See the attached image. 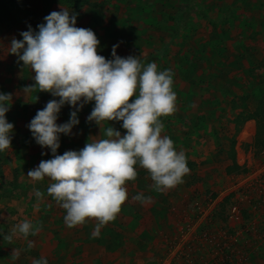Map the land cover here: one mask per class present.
<instances>
[{"label": "crops", "instance_id": "1", "mask_svg": "<svg viewBox=\"0 0 264 264\" xmlns=\"http://www.w3.org/2000/svg\"><path fill=\"white\" fill-rule=\"evenodd\" d=\"M9 1L11 11L0 19V77L12 75L13 82L5 81L9 77L3 79L0 93L14 95L10 120L6 117L14 129L11 147L0 151V233L8 234L24 220L43 227L38 235L25 240L18 234L11 243L0 235V264H32L42 257L48 264H112L109 258L115 249L102 232L104 228L96 238L92 236L95 220L67 228L63 219L66 211L47 194L52 181L46 177L33 182L27 176L41 160L52 158L51 150L36 143L27 125L49 100L59 98L47 92L24 93L26 86L34 85L35 73L17 67L23 62L10 54L11 40H22L20 33L29 26L39 31L45 16L65 8L76 15V27L95 32L100 41L99 55L112 59L113 45H119L116 53L120 57L138 56L144 65L155 62L159 71L171 70L176 109L161 118L163 132L181 145L189 146L196 139L195 152L201 160L196 165L202 172L225 162L219 159L224 152L209 149L211 141L221 142L230 134L242 136L248 123L253 130L250 136L255 137L254 120H245L243 115L245 107L254 105L245 99V80L264 82V0H20L25 6L23 14L17 0ZM94 105V101L85 104L77 113L79 124L70 134H60L58 155L106 139L103 129L107 127L126 134L122 121H105L101 128L95 121L89 122ZM73 110L68 104L62 106L57 124L68 122ZM233 148L239 164L240 147ZM205 165L208 167L201 168ZM136 170V180L128 185L129 194L134 196L137 187L151 186L139 165ZM195 180L205 184L213 178L206 172L197 173ZM34 188L44 193L42 201L37 200ZM152 190L146 197L153 196ZM28 240L34 242L30 250ZM13 249L20 250L17 260L11 257Z\"/></svg>", "mask_w": 264, "mask_h": 264}, {"label": "clouds", "instance_id": "2", "mask_svg": "<svg viewBox=\"0 0 264 264\" xmlns=\"http://www.w3.org/2000/svg\"><path fill=\"white\" fill-rule=\"evenodd\" d=\"M44 20L39 31L29 26L20 33L22 40L13 38L9 46L10 54L35 73L34 85L26 86L24 93L47 92L59 98L49 100L27 125L36 143L52 153L51 159L41 160L27 176L33 182L49 178L52 183L47 194L66 211V227L95 220L92 236L96 238L121 212L128 199L126 184L136 180L137 165L149 173L151 188L161 193L181 183L189 172L185 154L176 150L169 136L162 135L161 118L176 109L173 73L159 71L155 62L144 65L138 56H118L119 45H113L112 59L99 55L95 32L76 27V15L65 8L52 11ZM11 101V93H0V151L11 147L14 125L6 119ZM92 101L95 105L87 117L89 122L95 121L101 128L105 121H122L126 134L107 127L103 129L106 139L58 155L60 134L71 133L79 124L77 113ZM65 104L74 110L68 122L57 124ZM33 192L38 201L43 200V192L35 188ZM132 199L141 204L151 201L142 193ZM42 227L24 220L0 235L9 243L18 234L27 240L38 235ZM33 247L34 242L28 240L27 248ZM19 256L20 250L13 249L12 259ZM32 264H48V260L42 257Z\"/></svg>", "mask_w": 264, "mask_h": 264}, {"label": "rangeland", "instance_id": "3", "mask_svg": "<svg viewBox=\"0 0 264 264\" xmlns=\"http://www.w3.org/2000/svg\"><path fill=\"white\" fill-rule=\"evenodd\" d=\"M7 4L11 6L9 0H0V19L11 11ZM16 4L23 14V3L17 0ZM3 79L13 82L12 75L0 77V82ZM260 85L264 88V82ZM7 93L10 92H4ZM252 101L256 103L250 97L249 102ZM252 106L245 107L244 117L253 112ZM12 109L10 105L6 113L9 120ZM247 125L242 136L230 134L221 142L208 144L212 152H224L226 157L219 159L225 162L202 172L196 165V161H201L199 152H195L196 139L189 146L174 143L180 146L176 150L185 154L189 172L170 190L163 193L152 190L148 203L131 199L134 195L129 194L130 182L126 184L127 201L116 219L102 228L115 249L109 258L112 264H264V149L254 147L255 137L250 136L253 130ZM233 147H240L239 164L235 162ZM204 167L208 165L201 168ZM206 172L213 178L209 183L195 180L197 173ZM142 175L152 185L145 169ZM150 188L137 187L136 194L143 192L147 196Z\"/></svg>", "mask_w": 264, "mask_h": 264}, {"label": "trees", "instance_id": "4", "mask_svg": "<svg viewBox=\"0 0 264 264\" xmlns=\"http://www.w3.org/2000/svg\"><path fill=\"white\" fill-rule=\"evenodd\" d=\"M245 81H247L246 84L249 90L245 92V99L253 97L256 100V103L252 106V109H254L253 112L246 116L245 120L253 119L255 121L256 134L254 147L258 148L260 146V149H264V88L260 85L263 82H261V80L258 84L257 82H252L250 79ZM259 151L260 150L257 152ZM235 167L237 166L235 165Z\"/></svg>", "mask_w": 264, "mask_h": 264}]
</instances>
